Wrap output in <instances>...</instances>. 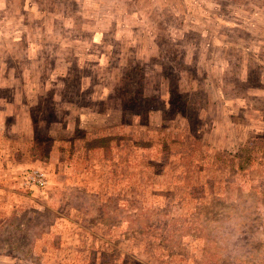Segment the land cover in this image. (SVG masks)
Wrapping results in <instances>:
<instances>
[{"label": "rangeland", "instance_id": "1", "mask_svg": "<svg viewBox=\"0 0 264 264\" xmlns=\"http://www.w3.org/2000/svg\"><path fill=\"white\" fill-rule=\"evenodd\" d=\"M0 264H264V0H0Z\"/></svg>", "mask_w": 264, "mask_h": 264}, {"label": "built area", "instance_id": "2", "mask_svg": "<svg viewBox=\"0 0 264 264\" xmlns=\"http://www.w3.org/2000/svg\"><path fill=\"white\" fill-rule=\"evenodd\" d=\"M29 181L39 186H45L47 184V177L44 171L39 168H34L28 175Z\"/></svg>", "mask_w": 264, "mask_h": 264}]
</instances>
